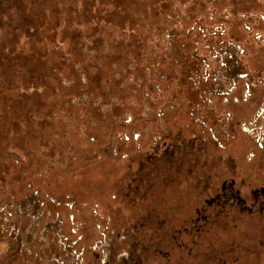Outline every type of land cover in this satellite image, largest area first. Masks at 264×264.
<instances>
[{"label": "rangeland", "instance_id": "obj_1", "mask_svg": "<svg viewBox=\"0 0 264 264\" xmlns=\"http://www.w3.org/2000/svg\"><path fill=\"white\" fill-rule=\"evenodd\" d=\"M170 1L158 8L166 12L161 21L167 24L146 19L144 27L133 32L126 27L122 36L119 28L113 38L122 39L124 53L137 49L140 57L123 84L133 90L114 122L113 156L95 151L94 161L68 165L66 156L74 152L78 161L75 151L95 138L86 133L104 124L82 110H60L58 104L52 111L62 119L58 127L63 131H48L52 139L40 141L41 177L29 180L34 164L28 177H17L5 167L4 157L12 151L0 155V264H111L122 263L127 253L155 264L157 249H172L173 236L188 242L190 235L180 229L197 221L198 211L206 209L207 216L219 211L218 204L212 209L207 202L222 193L225 183L233 181V191L248 205L252 190L264 187V0ZM51 24L39 29L41 38L34 42L50 63L61 61L53 57L55 50L65 49L52 38ZM30 45L22 36L18 49L28 53ZM64 79V86L74 82ZM71 99L79 104L87 98ZM32 121V129L40 132L42 118L33 114ZM3 135L13 137L0 129ZM53 137L68 149L59 150ZM47 149L52 154L45 159ZM57 152L64 157L55 158ZM11 156L17 165L29 164L19 153ZM225 219L221 216L220 225L227 233L216 246L223 248L230 239H264V215ZM153 225L165 241L140 243L139 235ZM193 243L194 256L207 246L200 234Z\"/></svg>", "mask_w": 264, "mask_h": 264}, {"label": "trees", "instance_id": "obj_2", "mask_svg": "<svg viewBox=\"0 0 264 264\" xmlns=\"http://www.w3.org/2000/svg\"><path fill=\"white\" fill-rule=\"evenodd\" d=\"M170 2V0H0V129L10 131L13 136L0 137V155L4 157L12 151L11 153L23 155L29 162L28 165L23 162L17 165L15 156L12 157L9 153L10 155L4 157L6 169L13 170L19 178L26 173L25 176L28 177L30 173L28 167L34 164V173L29 176V180L36 178L34 176L41 177L42 157L36 155L39 152L40 141L52 139V133L49 137L46 136L48 131L49 133L63 131V126L60 130L58 127L60 123L63 125L62 119L55 118V111H52L57 104L60 105V110L75 114L82 110L92 118L100 120L101 125L104 124L102 128L92 129L86 133L87 138H95L91 142L85 140L87 145L75 151L80 158L78 161L75 162L77 159H73V151L72 154L69 153V157L65 155L68 165L94 161L97 155V152L94 154L95 151L103 152L105 156H113V145L116 146L117 141L113 142L112 139L116 127L114 122L127 108L128 98L131 96L129 91L133 90V85L125 87L123 84H126L133 64L140 58L137 56V49L136 54L132 49L124 53V42L122 39L115 42L114 36L119 28L122 29L121 36L127 34L126 27L129 31H137V28L145 26L146 19L155 18L157 24H167L166 21H161L166 12L158 8L166 7ZM49 19L54 22L51 24L52 38L54 41L59 39V42L65 45L64 51L53 52V57L57 55L61 58L59 62H48L46 51H36L34 46V42L41 38L39 29L51 23ZM82 25L86 26L85 30L79 29ZM22 36H27L31 43L32 49L28 53L18 49ZM64 78L73 79L74 82L64 86L62 85ZM59 89L61 92H55ZM13 90L21 92L9 95L8 92ZM83 96L87 98L83 103L75 104L71 99ZM46 101H52L53 106L46 105ZM120 101L123 102L122 105ZM107 105L111 106V110L104 113V107ZM47 106L49 108L42 111ZM33 114L42 118L39 123L40 132L32 129ZM109 121L111 124L106 126ZM53 138L58 147L68 145L67 143L59 145L56 138ZM13 140L15 143L12 144ZM62 148L59 150L62 151ZM52 149H47L45 159L51 156ZM57 153L55 157L57 159L64 155ZM178 171L182 172V169H177L176 172Z\"/></svg>", "mask_w": 264, "mask_h": 264}, {"label": "flooded vegetation", "instance_id": "obj_3", "mask_svg": "<svg viewBox=\"0 0 264 264\" xmlns=\"http://www.w3.org/2000/svg\"><path fill=\"white\" fill-rule=\"evenodd\" d=\"M233 186V181L229 184L225 183L222 188V193L217 194L214 199L207 202L208 207L212 209H214L215 204H218L220 207L219 211L211 212L209 216H207L206 209L203 211L204 213L198 211V214H200L198 220L191 222L190 227L187 226L180 229L183 230L181 231L183 234L187 233L190 235L188 242L181 240V238L178 237L179 235H176L173 236V247L171 246L172 249L174 248L173 251L169 248L170 246L158 248L157 253H160V255L157 256L159 259H157L158 261L155 264H264V239L258 241L257 239L251 238L241 240L243 242L238 243L236 239L226 240L228 238H224L226 240L224 247L221 248L218 245L216 246V244H219V241L222 239L220 236L227 233L225 230L226 226L220 225L221 220L223 219L220 220L221 216H226L225 221H227L231 215L233 217H236V215L243 216L244 214H247L248 217L264 215V187L252 190L253 199L251 204L248 205V200L240 198L239 193L233 191ZM216 223L221 227L217 230H210L209 227ZM154 225L153 228H150L143 236H140L142 233L139 235L138 240L140 243L147 238L155 241L156 244H162L165 241L160 232L161 230L159 231L158 228H154ZM145 226L147 225L144 224L143 227ZM201 226H204V232L201 231ZM167 228L168 226L166 227V233ZM235 228H237V226H235ZM150 234L152 235L150 236ZM199 234L200 239L207 243V246L201 249V252H198L197 256H194L196 243L193 242ZM255 241L257 242L258 247H255ZM259 246H261V248H259ZM193 257L196 258L195 261H192L194 260ZM130 258L132 262H129ZM122 259V263L112 261L111 264L143 263L139 257H137L136 260H133L134 256H131V254L128 253L127 255L124 254ZM103 264H110V262L108 260Z\"/></svg>", "mask_w": 264, "mask_h": 264}]
</instances>
